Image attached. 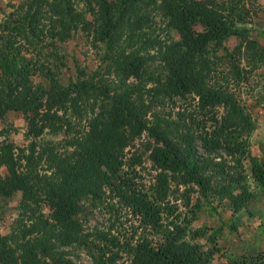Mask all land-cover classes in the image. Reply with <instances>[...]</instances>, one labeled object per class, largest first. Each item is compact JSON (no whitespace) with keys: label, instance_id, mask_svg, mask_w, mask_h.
I'll return each mask as SVG.
<instances>
[{"label":"trees","instance_id":"obj_1","mask_svg":"<svg viewBox=\"0 0 264 264\" xmlns=\"http://www.w3.org/2000/svg\"><path fill=\"white\" fill-rule=\"evenodd\" d=\"M250 13V0L12 4L0 20V120L20 111L30 140L18 145L0 128V199L20 192L10 229L0 231V264H76L72 245L92 264H208L205 243L219 232L190 226L201 199L236 212L256 197L250 181L264 189L244 98L264 63ZM157 22L175 35L152 37ZM77 31L104 44L103 72L118 88L78 63L63 82L44 61L59 55L44 40ZM135 36L126 52L119 39ZM43 134L61 137L33 139ZM86 206L106 208L114 222L85 226ZM228 260L264 264V248Z\"/></svg>","mask_w":264,"mask_h":264},{"label":"rangeland","instance_id":"obj_2","mask_svg":"<svg viewBox=\"0 0 264 264\" xmlns=\"http://www.w3.org/2000/svg\"><path fill=\"white\" fill-rule=\"evenodd\" d=\"M20 1L0 0V20L5 17L6 12L12 9V4ZM250 3L252 10H255L256 13H250L245 20L250 26L252 34L259 39L261 45H264V0H250ZM149 34L154 38H168L170 34L175 35L173 31L160 22L154 24V30L150 31ZM136 40V36L130 39L126 38V40L121 37L119 43L127 52L130 50V44ZM43 42L47 52L53 48L59 54L58 56H50V60L45 59L44 61L56 70L61 81L64 82L75 75L76 63H78L87 72L99 67L98 72L103 76L102 82L118 88L117 76L103 72L107 62L103 56L104 44L93 39L92 31L89 34L77 31L66 40L56 41L54 44H49L48 39ZM235 42V37L228 40L230 45ZM41 55L43 58L44 54ZM34 78L36 81L44 80L43 75L36 74ZM244 98L255 121V128L249 136L251 151L264 159V63L258 67L251 83V89L244 94ZM2 127L9 129L8 138L16 144L25 145L29 142L30 138L23 135L25 120L20 111L9 110L6 119L0 120V128ZM60 137V135L43 134L33 139L36 141L48 139L58 141ZM141 169L148 186L153 181L154 170L150 168L149 161H145V166ZM0 173H4L3 168H1ZM250 185L256 190V197L236 212H232L226 201L201 199L202 201L190 226L195 228L207 225L208 232L213 230L219 232L215 241L205 243V246L214 250L213 257L208 264H228L230 255L242 256L243 253L248 255L264 248V189L257 187L253 181H250ZM19 196L20 192H16L7 199H0V231L7 232L10 229L17 213ZM85 211V226L103 227L110 225L115 220L106 208H88L86 206ZM65 250L76 264H92L91 257L84 248L72 245ZM125 264L128 262L126 261Z\"/></svg>","mask_w":264,"mask_h":264}]
</instances>
